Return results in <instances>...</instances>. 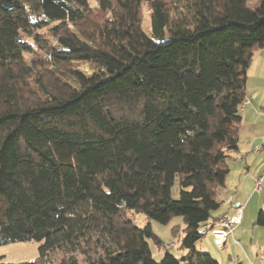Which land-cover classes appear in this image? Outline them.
Returning a JSON list of instances; mask_svg holds the SVG:
<instances>
[{"label":"trees","instance_id":"16d2710c","mask_svg":"<svg viewBox=\"0 0 264 264\" xmlns=\"http://www.w3.org/2000/svg\"><path fill=\"white\" fill-rule=\"evenodd\" d=\"M250 1L0 0V247L43 242L23 264H219L195 244L220 219L264 47ZM129 211L181 217L185 254L155 261Z\"/></svg>","mask_w":264,"mask_h":264},{"label":"crops","instance_id":"0c3cea01","mask_svg":"<svg viewBox=\"0 0 264 264\" xmlns=\"http://www.w3.org/2000/svg\"><path fill=\"white\" fill-rule=\"evenodd\" d=\"M245 89L249 103L239 110L238 148L227 161L229 173L217 196L221 206L218 213L212 215L221 218L224 214H232L234 206L239 204L242 221L227 237L223 249L215 247L210 231L202 238L207 237L206 242L201 244L202 252L210 254L211 248L216 250L220 256L213 258L219 264H264V226L256 224L258 214L264 211V178L261 190L254 189V179L264 171V47L253 54ZM256 147L260 148L257 152L254 151ZM227 249L229 254L224 258L221 255Z\"/></svg>","mask_w":264,"mask_h":264},{"label":"rangeland","instance_id":"374dc122","mask_svg":"<svg viewBox=\"0 0 264 264\" xmlns=\"http://www.w3.org/2000/svg\"><path fill=\"white\" fill-rule=\"evenodd\" d=\"M256 5V0H252L249 2V6L251 8H254ZM141 29L147 36H151V22H150V10L147 7L146 4L142 5L141 8ZM78 69L83 71L86 75H91V73L94 70V66L92 64L87 62H81L76 66ZM172 196L174 198L177 197V186L174 187L172 190ZM218 213V211H213L212 215ZM128 217L133 219L134 222L139 227H144L147 223H150V226L152 228V231L154 234L159 238L161 241L160 245H157V243L152 240L148 239V245L151 252V256L155 261H160L165 253V251H168L176 258L180 259L184 254L185 250H182L180 248V242L179 238L183 234V230L185 228V224L181 217L176 216L173 217L167 224H159L155 221L147 220L145 216L142 214L134 213L133 211L128 212ZM207 240V237L202 239L200 242L195 245L196 253H207L202 252L201 244H204ZM43 242H27V243H15V244H9L6 246L0 247V264H23V263H29L34 261L38 254H39V247L42 245ZM172 244V247H169V245ZM215 247L216 244H215ZM234 248V247H232ZM228 249H230L228 245ZM228 249L221 255L226 258V255L229 254ZM235 249V248H234ZM221 252V251H220ZM212 257L220 256L217 254L216 250L211 248V252H209ZM47 264H56V262L53 263H47ZM224 264V262L220 263ZM232 264V263H229Z\"/></svg>","mask_w":264,"mask_h":264},{"label":"built area","instance_id":"2783aa9c","mask_svg":"<svg viewBox=\"0 0 264 264\" xmlns=\"http://www.w3.org/2000/svg\"><path fill=\"white\" fill-rule=\"evenodd\" d=\"M248 103L249 101L245 95V99L241 104V108L245 107ZM259 150H260L259 147H256L254 149L255 152ZM263 178H264V171L261 173V175L257 176L254 179V189L256 192H259L261 190V183ZM234 208L235 209L232 214H224L218 221L208 225L210 228V234L213 237V240L215 241L217 248L219 249L224 248L227 237L230 234H232L235 228L241 224L242 221L241 206H239V204H236ZM172 246H173L172 244L169 245V247ZM250 264H254V263H250Z\"/></svg>","mask_w":264,"mask_h":264}]
</instances>
